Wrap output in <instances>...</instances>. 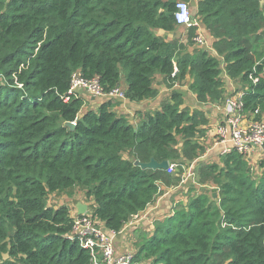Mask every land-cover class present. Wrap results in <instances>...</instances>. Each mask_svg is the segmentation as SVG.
<instances>
[{
    "label": "trees",
    "instance_id": "trees-1",
    "mask_svg": "<svg viewBox=\"0 0 264 264\" xmlns=\"http://www.w3.org/2000/svg\"><path fill=\"white\" fill-rule=\"evenodd\" d=\"M191 1L0 0V264H91L80 240L69 238L70 207H50V194L84 189L91 216L119 233L182 182L139 163L182 168L206 152L199 141L209 121L182 108L179 92L135 128L111 100L82 115L85 100L70 93L76 73L99 78L105 92L124 79L131 102L159 95L156 75L170 89L190 77L199 103L215 104L225 98L224 64L248 87L245 109L264 114L261 0H199L197 13L190 8L216 55L189 52L196 27L186 42L155 34L175 31L177 3ZM260 167L257 176L235 151L199 165V184L217 187L219 199L205 193L179 204L141 240L133 264H264V160Z\"/></svg>",
    "mask_w": 264,
    "mask_h": 264
},
{
    "label": "crops",
    "instance_id": "crops-1",
    "mask_svg": "<svg viewBox=\"0 0 264 264\" xmlns=\"http://www.w3.org/2000/svg\"><path fill=\"white\" fill-rule=\"evenodd\" d=\"M199 0H192L189 5L192 9L193 13H197ZM264 0H261L262 7L264 8ZM186 27L178 26L177 29L173 32H166L163 30H155V34L164 38L166 41L171 42L174 40H180L183 42L187 41L188 34H184L189 32V29L186 30ZM196 34H201L210 44L211 53L216 55L215 51H213L212 45L214 42V38L211 36L210 32L203 26L201 20H199V27H197ZM196 43V42H195ZM208 44V45H209ZM257 48L260 52H264V37L256 43ZM195 49L206 50L203 46L199 44H195L192 47H189V52H193ZM208 50V49H207ZM222 78L225 82V98L221 103H199L197 100V96L190 90V85L192 83V79L187 77L186 80L181 84H176L173 89L168 88V86L164 83L161 75L155 76V87L159 90V95L155 99L145 100L143 102H131L130 100H119L112 99L114 103L113 110L119 114L124 115L128 118L129 122L137 128L142 122L144 115L147 113H153L161 109L162 104L165 101L170 100L171 93L173 91L179 92L183 96L184 105L182 108H189L191 111L200 110L203 111L209 121V123L205 126L207 130L206 136L199 141L202 145L205 146L206 152L199 157L198 166L202 164H212V163H221L222 159V149L218 146H215V138H216V130L218 124L223 121V104L224 101L232 96H242L247 90V86L240 83L238 80H232L226 73L225 65L222 64ZM126 83L123 79L121 81L120 89L121 91H126ZM76 94L85 100V105L82 110V115L90 110L97 111L99 107L105 103L106 99L102 97L95 96L86 90H78ZM264 160V152L262 150L256 151L250 158L249 162L254 170H258V175L262 174L263 170L260 167L261 162ZM256 166V167H255ZM185 184H181L174 189H169L163 192L158 198L157 202L148 208L147 211L143 212L137 218L131 221L127 227L121 232L117 233L114 237V245L118 252H126L136 254L138 252V245L141 243L143 238H147L153 235L155 231V224L159 221H164L165 218L173 214L175 208L181 202H187L190 200L182 199L181 202H178V197L174 196L180 189L185 186ZM207 187L212 186L211 184L206 185ZM214 187V186H213ZM75 189V188H74ZM83 192H79L78 195L83 199L79 200L76 203H72L74 197L69 199V203L67 206L70 207L71 216L76 218L79 213V205L86 206L87 210L85 215H92L95 210L94 201L92 199H88L86 197V191L82 189ZM70 191V190H69ZM68 192V191H67ZM58 193L52 194L48 196V205L53 207L50 198L53 199ZM217 193H215L216 195ZM176 199V204L173 206V200ZM219 199V197H218ZM214 199V200H218ZM56 206L53 208L60 207ZM89 212V213H88ZM105 228V224H102ZM107 229V228H106ZM108 230V229H107ZM109 231V230H108ZM136 244V245H135Z\"/></svg>",
    "mask_w": 264,
    "mask_h": 264
},
{
    "label": "built area",
    "instance_id": "built-area-1",
    "mask_svg": "<svg viewBox=\"0 0 264 264\" xmlns=\"http://www.w3.org/2000/svg\"><path fill=\"white\" fill-rule=\"evenodd\" d=\"M175 17L178 25L187 29L199 27V20L192 18L191 9L187 3H177ZM194 41L211 51V46L203 35L196 34ZM257 81V79H253L254 83ZM78 90H86L106 100H126L125 92L120 88L105 92L99 78L89 80L82 77L80 73L74 75L70 93L76 94ZM222 110L223 121L217 126L215 138V146L222 149V156L235 151L242 154L249 162V158L256 151L264 152V114L260 110L247 111L242 96L227 98ZM199 160L197 158L195 161L187 163V166L190 165L184 168L181 184L187 183L189 179H195ZM177 168L178 165L173 164L170 165L168 171L173 174L176 173ZM74 221L75 226L69 238L74 237L80 240L81 245L91 254V264H133L134 254L121 253L116 250L114 237L117 233L108 231L102 225L103 223L91 215L77 216Z\"/></svg>",
    "mask_w": 264,
    "mask_h": 264
},
{
    "label": "rangeland",
    "instance_id": "rangeland-1",
    "mask_svg": "<svg viewBox=\"0 0 264 264\" xmlns=\"http://www.w3.org/2000/svg\"><path fill=\"white\" fill-rule=\"evenodd\" d=\"M180 3H183V2H180ZM186 30H188V29H186ZM184 34H188V32L186 31V33L184 32ZM201 140H202V138H200V141ZM189 165L190 164H188V166ZM188 166H187V163L185 162L184 165L182 166V168H177L176 173H174V175L179 174V176L184 177V168H187ZM255 171L258 172V170H255ZM256 175H258V173H256ZM194 178L195 179H189V182H187L186 185L183 186V188L180 189L174 195V196L178 197V199H177L178 202H181L182 199L192 198L193 196H195L197 194H205V193L208 194L212 199H218V197H220V192L217 191V187H215V186L214 187L213 186L207 187V186H203V185L199 184V179H198L197 173H196V176ZM79 192H83V190L79 187H76L75 189H72L68 192L67 191L60 192L55 197H53V199L50 198V202H51L53 207H56L59 205L63 206V205H67L69 203V199L74 197L72 203H76L79 200L83 199L82 196H81V198L79 197V195H78ZM215 193H217V194L215 195ZM51 195L52 194H50V196ZM176 202H177L176 199H174L173 200V206L176 204ZM5 258H8V256L5 255Z\"/></svg>",
    "mask_w": 264,
    "mask_h": 264
},
{
    "label": "water",
    "instance_id": "water-1",
    "mask_svg": "<svg viewBox=\"0 0 264 264\" xmlns=\"http://www.w3.org/2000/svg\"><path fill=\"white\" fill-rule=\"evenodd\" d=\"M72 125L74 126V124H72ZM138 165L142 169H151V170H169V167H170L169 162L164 161V162H161L160 163V162H158L155 159H152L147 164L139 163ZM86 210H87V207L86 206H83L82 207L81 205H79V213H78V216L80 217V216L85 215Z\"/></svg>",
    "mask_w": 264,
    "mask_h": 264
},
{
    "label": "clouds",
    "instance_id": "clouds-1",
    "mask_svg": "<svg viewBox=\"0 0 264 264\" xmlns=\"http://www.w3.org/2000/svg\"><path fill=\"white\" fill-rule=\"evenodd\" d=\"M127 99V98H126ZM109 101V100H108ZM112 101V100H111Z\"/></svg>",
    "mask_w": 264,
    "mask_h": 264
},
{
    "label": "bare ground",
    "instance_id": "bare-ground-1",
    "mask_svg": "<svg viewBox=\"0 0 264 264\" xmlns=\"http://www.w3.org/2000/svg\"><path fill=\"white\" fill-rule=\"evenodd\" d=\"M89 213V212H88Z\"/></svg>",
    "mask_w": 264,
    "mask_h": 264
}]
</instances>
